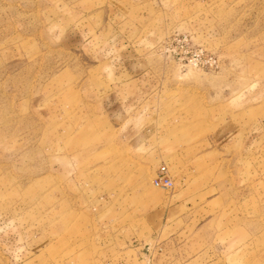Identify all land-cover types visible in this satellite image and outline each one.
Returning a JSON list of instances; mask_svg holds the SVG:
<instances>
[{"label":"rangeland","instance_id":"1","mask_svg":"<svg viewBox=\"0 0 264 264\" xmlns=\"http://www.w3.org/2000/svg\"><path fill=\"white\" fill-rule=\"evenodd\" d=\"M0 264H264V0H0Z\"/></svg>","mask_w":264,"mask_h":264},{"label":"built area","instance_id":"2","mask_svg":"<svg viewBox=\"0 0 264 264\" xmlns=\"http://www.w3.org/2000/svg\"><path fill=\"white\" fill-rule=\"evenodd\" d=\"M152 184L161 189H171L173 187V179L167 167L165 165H161L157 168L153 178Z\"/></svg>","mask_w":264,"mask_h":264}]
</instances>
